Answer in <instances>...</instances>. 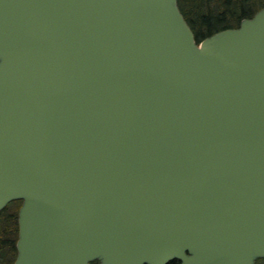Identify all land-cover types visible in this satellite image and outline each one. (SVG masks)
Masks as SVG:
<instances>
[{"label":"water","instance_id":"obj_1","mask_svg":"<svg viewBox=\"0 0 264 264\" xmlns=\"http://www.w3.org/2000/svg\"><path fill=\"white\" fill-rule=\"evenodd\" d=\"M15 264L264 259V7L201 42L179 0H0V212Z\"/></svg>","mask_w":264,"mask_h":264},{"label":"trees","instance_id":"obj_2","mask_svg":"<svg viewBox=\"0 0 264 264\" xmlns=\"http://www.w3.org/2000/svg\"><path fill=\"white\" fill-rule=\"evenodd\" d=\"M250 1L179 0V5L197 41L201 42L220 30L238 27L244 18H251L264 7L262 2V5L257 8L246 9ZM18 210L19 206L13 203L0 212V264H14L16 260L19 234Z\"/></svg>","mask_w":264,"mask_h":264},{"label":"rangeland","instance_id":"obj_3","mask_svg":"<svg viewBox=\"0 0 264 264\" xmlns=\"http://www.w3.org/2000/svg\"><path fill=\"white\" fill-rule=\"evenodd\" d=\"M262 0H251L250 3L246 6V9H254V8H257L259 6L262 5ZM236 9V7H235ZM264 261V260H262ZM260 264H264V262L260 263Z\"/></svg>","mask_w":264,"mask_h":264},{"label":"flooded vegetation","instance_id":"obj_4","mask_svg":"<svg viewBox=\"0 0 264 264\" xmlns=\"http://www.w3.org/2000/svg\"><path fill=\"white\" fill-rule=\"evenodd\" d=\"M15 205H18L19 206V209H20V207H21V205H22V201H14L13 202ZM13 203H11V204H13ZM9 207V206H8ZM18 217H19V210H18ZM18 217H17V222H18ZM18 228H19V223H18ZM262 262V260H258L257 261V264H260ZM170 263H175V264H181V262L180 261H178V260H175V261H172V262H170ZM169 263V264H170Z\"/></svg>","mask_w":264,"mask_h":264}]
</instances>
